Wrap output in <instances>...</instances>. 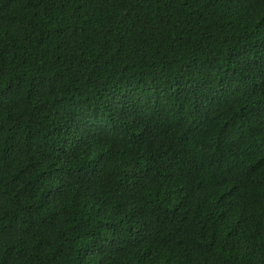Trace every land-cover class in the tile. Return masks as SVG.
<instances>
[{
    "label": "trees",
    "instance_id": "1",
    "mask_svg": "<svg viewBox=\"0 0 264 264\" xmlns=\"http://www.w3.org/2000/svg\"><path fill=\"white\" fill-rule=\"evenodd\" d=\"M0 264H264V0H0Z\"/></svg>",
    "mask_w": 264,
    "mask_h": 264
}]
</instances>
